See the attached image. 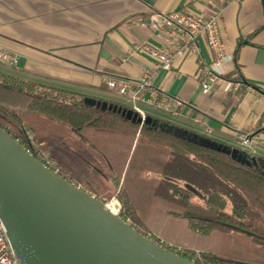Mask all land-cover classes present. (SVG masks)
<instances>
[{"label":"crops","instance_id":"obj_1","mask_svg":"<svg viewBox=\"0 0 264 264\" xmlns=\"http://www.w3.org/2000/svg\"><path fill=\"white\" fill-rule=\"evenodd\" d=\"M218 1L225 4L223 38L231 60L219 67L223 78L208 93L203 92L206 78L199 59H178L168 71L148 54L134 51L140 42L160 43L150 24L153 14L206 9L207 0H0V45L20 55L15 66L0 62V71L133 111L130 97L110 88L106 80L133 82L146 69L157 72L155 89L181 99L184 105L171 114L141 104L148 116L264 161L262 4L260 0ZM199 44L203 63L211 66L215 53L205 39ZM228 80H240L243 87L231 89ZM244 135H249V147L241 144ZM149 233L180 250L200 251Z\"/></svg>","mask_w":264,"mask_h":264},{"label":"trees","instance_id":"obj_2","mask_svg":"<svg viewBox=\"0 0 264 264\" xmlns=\"http://www.w3.org/2000/svg\"><path fill=\"white\" fill-rule=\"evenodd\" d=\"M84 99L83 95L24 81L0 71V112L15 121L19 132L13 133L3 123L0 125L21 142L29 129L35 141L44 143L46 150L56 140L86 155H100L97 146L83 135L85 129L134 137L139 134L148 143L168 151L169 158L158 177L156 194L182 209L172 212L174 215L186 218L189 228L195 232L239 230L264 246L262 159L243 151L249 163L239 161L221 148L176 134V126L171 122L152 116L151 123H134L118 112L89 105ZM58 164L62 176L98 198L111 195L105 173L94 163L82 160L76 169L62 161ZM119 184L120 181L114 183L115 187ZM123 191L117 195L123 207L121 217L147 235L140 229L139 225L144 226V223L127 192ZM182 255L191 257L188 253ZM209 258L218 260V257Z\"/></svg>","mask_w":264,"mask_h":264},{"label":"water","instance_id":"obj_3","mask_svg":"<svg viewBox=\"0 0 264 264\" xmlns=\"http://www.w3.org/2000/svg\"><path fill=\"white\" fill-rule=\"evenodd\" d=\"M84 101L134 123L152 122L132 109ZM174 132L249 163L240 149L178 127ZM106 202L48 167L0 125V219L19 264H200L139 232Z\"/></svg>","mask_w":264,"mask_h":264},{"label":"rangeland","instance_id":"obj_4","mask_svg":"<svg viewBox=\"0 0 264 264\" xmlns=\"http://www.w3.org/2000/svg\"><path fill=\"white\" fill-rule=\"evenodd\" d=\"M0 123L13 133L19 132L15 121L1 112ZM83 135L97 146L100 155H86L79 150L64 147L56 140L52 141L47 150L57 162L62 161L68 167L76 169L77 164L83 160L102 169L108 192L111 193L102 195L103 198L110 200L119 196V192H124V189L144 223V226L139 225L142 231H153L183 246L197 248L200 251L193 252L187 248L182 250L201 264H264V246L250 235L239 230L192 232L186 218L172 213L182 209L157 196L158 177H161L162 168L169 158L168 151L148 143L139 134L134 137L87 128ZM118 181L120 184L115 187L114 183ZM210 256L218 257V260L210 259Z\"/></svg>","mask_w":264,"mask_h":264},{"label":"built area","instance_id":"obj_5","mask_svg":"<svg viewBox=\"0 0 264 264\" xmlns=\"http://www.w3.org/2000/svg\"><path fill=\"white\" fill-rule=\"evenodd\" d=\"M232 1V0H227ZM264 11V0H260ZM225 4L218 0H207L206 9L194 10L191 8L173 9L166 12L153 14L150 24L159 39L160 43L148 41L134 45V51L143 52L155 59L160 69L172 71L175 63L182 58H196L201 61L203 67L202 75L206 78L203 82V92L208 93L213 84L223 78V72L219 67L228 60L226 43L223 38ZM205 39L208 47L215 53L216 59L211 66H207L201 59L200 40ZM20 55L0 45V62L9 66H15L19 62ZM157 72L145 70L142 76L131 82L126 79L109 78L107 85L117 89L122 95L130 97L133 109L145 119L148 112L142 107L145 104L156 110L171 114H177L184 105V102L171 96L164 91L155 89V78ZM231 89L238 90L243 87L240 80H228ZM150 92L149 97L146 93ZM19 140V139H18ZM20 142L36 158L41 160L48 167L60 172L58 162L52 157L48 150L44 149V143L37 142L33 133L27 129ZM241 144L249 147V135L241 137ZM75 183V182H74ZM76 184V183H75ZM96 196V195H95ZM107 207L121 217L122 203L118 197H113L106 202ZM124 219V218H123ZM126 220V219H125ZM130 223L129 220H126ZM147 237L154 239L150 233ZM156 240V239H154ZM167 248L182 254L183 251L174 245L165 243L163 240H156ZM189 258V257H188ZM196 262L195 257H190ZM0 264H19L15 256L6 229L0 219Z\"/></svg>","mask_w":264,"mask_h":264},{"label":"flooded vegetation","instance_id":"obj_6","mask_svg":"<svg viewBox=\"0 0 264 264\" xmlns=\"http://www.w3.org/2000/svg\"><path fill=\"white\" fill-rule=\"evenodd\" d=\"M209 264H212L211 262H209Z\"/></svg>","mask_w":264,"mask_h":264}]
</instances>
